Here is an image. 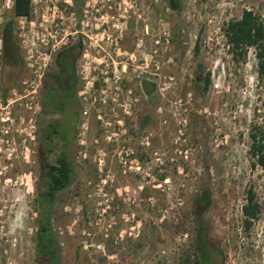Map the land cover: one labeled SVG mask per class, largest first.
Segmentation results:
<instances>
[{
  "label": "rangeland",
  "instance_id": "1",
  "mask_svg": "<svg viewBox=\"0 0 264 264\" xmlns=\"http://www.w3.org/2000/svg\"><path fill=\"white\" fill-rule=\"evenodd\" d=\"M116 1L108 12L125 29L123 48L145 44L151 60L166 32L170 46L159 45V75L148 74L155 91L139 97L121 128L104 127L95 110L86 114L79 93L75 137L76 118L67 113L76 179L52 212L59 264L193 263V205L206 186L211 202L203 216L223 264H264V166H252L250 149L253 127L264 129V90L255 48L242 59L226 37L244 9L264 18V0ZM41 3L53 12L51 2ZM20 50L21 65L0 72V264H37L38 147L42 125L59 118L41 109L43 85L28 87L31 67ZM124 145L135 151L127 166L116 153ZM252 187L262 212L246 230L242 205Z\"/></svg>",
  "mask_w": 264,
  "mask_h": 264
},
{
  "label": "built area",
  "instance_id": "2",
  "mask_svg": "<svg viewBox=\"0 0 264 264\" xmlns=\"http://www.w3.org/2000/svg\"><path fill=\"white\" fill-rule=\"evenodd\" d=\"M41 1L51 2L53 12L45 10ZM60 1L31 0L30 13L18 15L16 0H0V72L3 29L8 22L13 23L20 47L27 49L26 58L31 67L29 88L43 85V79L60 50L81 42L83 51L78 60L77 75L80 82L78 93L86 102L82 110L86 114L95 110L104 127L121 128L126 115L137 109L139 97L148 91V74L159 75V45L169 48L170 44L165 42H169L170 34L166 32L156 41L150 60L145 44L138 42L133 50L123 48L125 29L116 14L108 12L116 9L117 1L85 0L81 7H76L74 0ZM6 10L10 17L4 19ZM162 37L164 44H161ZM152 85H156L155 82ZM151 89L154 92L156 88ZM147 139L148 136L141 143L147 144ZM116 153L120 163L127 166L135 151L124 145Z\"/></svg>",
  "mask_w": 264,
  "mask_h": 264
},
{
  "label": "trees",
  "instance_id": "3",
  "mask_svg": "<svg viewBox=\"0 0 264 264\" xmlns=\"http://www.w3.org/2000/svg\"><path fill=\"white\" fill-rule=\"evenodd\" d=\"M174 6L181 0H168ZM76 7H81L85 0H74ZM31 10V0H16L15 12L27 15ZM4 44L2 50V65L9 69H17L22 63L20 44L15 35L12 22L4 29ZM226 37L231 52L245 59L249 49L254 47L258 58V75L264 90V18L250 9H244L239 18L231 19L226 28ZM199 51V45H196ZM82 43L78 42L60 50L49 71L43 79L42 111L47 115H58L59 118L47 120L43 125L41 143L38 147L41 166V184L38 187L37 204V234L36 263L59 264L58 243L52 227V212L57 197L61 191L69 188L76 179L72 143L66 139L63 130L64 119L68 112L74 115L80 112L77 94L80 88L77 75V64L82 54ZM205 89L212 84L210 71L204 74ZM148 88V86H147ZM149 94L153 89H148ZM6 99V95L4 96ZM4 99V100H5ZM79 108V110H78ZM76 116V115H75ZM74 123V137L76 134ZM251 154L255 158L253 167L264 166V129L256 124L251 132ZM74 140V139H73ZM56 144L58 148H56ZM211 190L204 187L193 205L196 215L195 239L192 243L193 263L183 264H223L222 251L214 244L209 234V224L204 213L210 206ZM262 212L261 204L255 189L247 190V198L242 205L243 221L246 230H250ZM224 259V258H223Z\"/></svg>",
  "mask_w": 264,
  "mask_h": 264
},
{
  "label": "flooded vegetation",
  "instance_id": "4",
  "mask_svg": "<svg viewBox=\"0 0 264 264\" xmlns=\"http://www.w3.org/2000/svg\"><path fill=\"white\" fill-rule=\"evenodd\" d=\"M85 3V2H84ZM42 93H43V89H42ZM78 95V94H77ZM41 96H42V94H41ZM41 109H42V104H41ZM78 110H79V108H78ZM76 116H75V118H76V120H75V122H76V126H75V128H77L78 127V123H79V113L77 112L76 114H75Z\"/></svg>",
  "mask_w": 264,
  "mask_h": 264
}]
</instances>
